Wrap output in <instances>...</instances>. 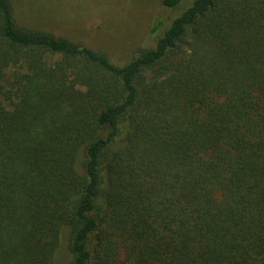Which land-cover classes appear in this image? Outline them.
I'll return each mask as SVG.
<instances>
[{
  "label": "trees",
  "instance_id": "16d2710c",
  "mask_svg": "<svg viewBox=\"0 0 264 264\" xmlns=\"http://www.w3.org/2000/svg\"><path fill=\"white\" fill-rule=\"evenodd\" d=\"M161 6L117 65L0 0V264H264V0Z\"/></svg>",
  "mask_w": 264,
  "mask_h": 264
},
{
  "label": "rangeland",
  "instance_id": "374dc122",
  "mask_svg": "<svg viewBox=\"0 0 264 264\" xmlns=\"http://www.w3.org/2000/svg\"><path fill=\"white\" fill-rule=\"evenodd\" d=\"M10 1L18 25L103 53L117 65L152 45L148 34L152 23L166 15L161 0ZM64 255L61 247L57 257Z\"/></svg>",
  "mask_w": 264,
  "mask_h": 264
}]
</instances>
